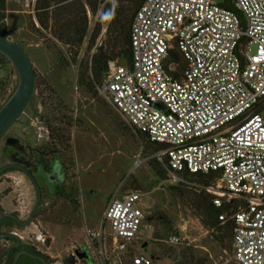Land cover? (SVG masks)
<instances>
[{
	"label": "built area",
	"instance_id": "built-area-1",
	"mask_svg": "<svg viewBox=\"0 0 264 264\" xmlns=\"http://www.w3.org/2000/svg\"><path fill=\"white\" fill-rule=\"evenodd\" d=\"M35 2L27 0L33 12ZM130 47L131 62H110L95 83L99 96L160 146L152 157L167 182L212 194L216 208L226 196L240 200L219 220L234 223L238 264H264V0H144ZM172 51L181 59L170 62ZM211 172L220 190L192 179ZM144 222L141 193L111 200L102 226L87 230L96 256L77 264H155L145 254L125 263L107 256V247L115 257L127 253ZM167 243L190 245L179 233Z\"/></svg>",
	"mask_w": 264,
	"mask_h": 264
},
{
	"label": "rangeland",
	"instance_id": "rangeland-1",
	"mask_svg": "<svg viewBox=\"0 0 264 264\" xmlns=\"http://www.w3.org/2000/svg\"><path fill=\"white\" fill-rule=\"evenodd\" d=\"M108 5L111 12L104 20ZM119 7L127 9L129 4L104 0L94 16L88 12V35L79 49L77 60L73 62L70 46L61 44L51 36L50 31L45 32L46 36L40 34L44 31L40 30L27 0H7L6 36L24 48L36 74L35 101L26 108L7 136L44 149L48 146L44 138L48 133L47 127L61 135V149L65 151L63 156L67 157L74 176L79 175L73 182L84 189V198L88 202L81 217L64 220L58 218L57 213L44 212L32 226L19 228L17 234L23 243L47 255L52 264H65V257L76 246H89L92 256H96L86 227L98 230L110 201L122 199L127 193L136 191L143 195L145 222L142 232L127 253L115 257L107 247V256L112 260L125 263L135 255L145 254L153 258L155 264H190L193 260L199 262L196 264H238L233 255L232 238L220 242L217 236L221 230L208 229L202 224L195 204V198L201 191L166 181L169 173L152 157L156 151L149 146L146 138L134 134L122 116L99 96L94 83L102 80L96 81L86 76L84 80L91 84L92 89L81 84L84 77L82 62L91 60L97 46L110 48L114 40L120 37L114 21ZM67 15L70 16L65 12L60 24L68 22L64 19ZM98 23H101L100 35L96 38L95 46L90 48ZM120 52L121 55L114 62L125 64L123 49ZM17 83L14 66L0 58L1 105L14 92ZM7 150L2 140L0 165L7 160ZM215 188L220 190L216 183ZM34 199V190L28 180H12L7 176L0 178V210L23 217ZM233 199L224 197L225 202ZM174 233L186 237L190 245L167 243ZM51 238L53 244L48 248L46 242L51 243ZM145 244L146 247H143ZM6 246L7 243L0 240V248ZM52 256L60 257L55 259Z\"/></svg>",
	"mask_w": 264,
	"mask_h": 264
},
{
	"label": "trees",
	"instance_id": "trees-1",
	"mask_svg": "<svg viewBox=\"0 0 264 264\" xmlns=\"http://www.w3.org/2000/svg\"><path fill=\"white\" fill-rule=\"evenodd\" d=\"M104 0H36L34 6V16L37 19L39 26L41 27L40 34L46 36L45 32H49L51 36L53 35L61 44L64 46H70L72 51V61L77 60L78 52L83 45L86 36L89 31V17L88 12L90 11L94 16L97 13L99 5ZM123 2H127L129 7L126 9L124 7H119L114 15L116 29L120 37L116 38L114 44L110 48L106 46H100L96 48L91 60L82 62L83 76L81 78V84L89 86L92 89L90 83H86L84 78L88 76L90 79L93 78L96 81H101L104 79L105 75L109 71V62L114 61L116 57L121 55L120 49H123L122 57L126 60V63H130L131 47H130V36L131 27L135 17L136 12L144 2V0H119V4L122 5ZM227 7H232L230 4H225ZM68 12L70 16L64 18L68 22L63 21L64 13ZM111 12V6L108 5L106 8L104 20H106ZM7 0H0V32L4 35L7 34ZM60 24V25H59ZM101 23L97 24L95 28L94 36L90 42V48L95 46L96 38L100 35ZM39 30V31H40ZM0 58L8 63L9 60L0 54ZM180 54L176 51H172L169 56V61L180 60ZM91 72V74H89ZM91 77H90V76ZM36 83V74H35ZM95 85V83H94ZM11 96V95H10ZM2 105L0 104V107ZM146 138V137H145ZM147 140V139H146ZM154 151H158L160 146L156 143L149 142ZM156 162L161 165V163L155 158ZM166 169V168H165ZM164 173L166 172L163 169ZM159 175H162L159 170L157 171ZM185 176H188L185 175ZM218 174L211 172L207 175L195 174L192 179L202 182L204 186H210L216 182L218 179ZM182 185V184H179ZM201 193L195 198L196 208L201 216L202 224L208 229L221 230L218 234V241L222 242L225 238H233L234 233V223L231 220H227L224 224H221L219 216L222 214L230 215L231 211H236L238 209V200L233 199L230 202H225L223 207L216 208L212 203L213 195L200 190ZM6 241H12V239L5 238ZM15 242V240H13ZM9 247L0 248V264H5L7 256L8 261L6 264H13L17 254L22 250H29L33 254H38L45 257L48 260V264H52V260L45 254L38 251L35 247L29 244H21L19 247L11 249L9 252ZM199 263L197 260H193L190 264ZM16 264H43L40 260L31 258L27 255H21Z\"/></svg>",
	"mask_w": 264,
	"mask_h": 264
},
{
	"label": "flooded vegetation",
	"instance_id": "flooded-vegetation-1",
	"mask_svg": "<svg viewBox=\"0 0 264 264\" xmlns=\"http://www.w3.org/2000/svg\"><path fill=\"white\" fill-rule=\"evenodd\" d=\"M34 97L35 96L33 94L29 105L35 101ZM9 130L2 139L4 140L5 144L6 139L8 137H11L7 136ZM47 132L48 133L44 138L47 139L48 146L44 149L32 147L30 143L25 144L18 138L17 139L21 144L20 150H17L14 146H9L6 144V148H8V150L6 152L7 160L4 164L15 163L26 168L35 178L37 184L39 185L40 191L37 190L31 177L20 168L6 169L1 173L0 178L2 176H7V178H10L12 180L15 178L28 180L34 190L35 195L34 203L28 209V211H26L25 216L22 217L14 213L21 218L22 223H18L11 217H3L0 219L1 234L13 233L18 235L17 231L19 228L32 226L35 221H38V219L44 212L47 214L57 213V217L64 220L71 217H81L83 215V210L88 203H86L87 199L84 198L86 196V192H84V189L82 187L76 186L75 182H73L77 180V178H79V175L77 174L76 176H74V174L70 171V165L68 163L67 157L63 156L65 155V151L61 149L63 138L61 137V135H57L50 127H47ZM16 173L19 174L16 175ZM90 193L92 194L91 191ZM46 208L48 210H46ZM2 213H4V211L0 210V214ZM59 213L62 214L60 215ZM31 218V223L27 224V222H29ZM39 228L40 227H38V230H40ZM88 229L90 228L86 227V232ZM4 239L5 238L0 237V240H3L7 243V247H10L15 243L13 242L14 239H12V241H6ZM89 240L92 244L91 248H93L95 252L94 247L96 246V241L91 240L90 238ZM48 242L49 241H47L46 243ZM21 244L25 243L21 241ZM76 248H79L81 251H86L89 255V260L94 257L91 254L89 246H76L73 247V249L65 257V264L78 263L77 261L79 260V258L75 254Z\"/></svg>",
	"mask_w": 264,
	"mask_h": 264
},
{
	"label": "water",
	"instance_id": "water-1",
	"mask_svg": "<svg viewBox=\"0 0 264 264\" xmlns=\"http://www.w3.org/2000/svg\"><path fill=\"white\" fill-rule=\"evenodd\" d=\"M0 54L6 57L9 62L14 66L18 75L17 87L7 101L0 107V142L3 139L7 131L17 122L21 115L25 112L28 107L35 90V69L33 62L24 50V48L17 42L10 39L8 36L0 32ZM6 144L9 146H14L17 150L21 149V144L17 138L8 137L6 139ZM10 168H20L24 170L33 180L38 191L39 185L37 184L33 175L23 166L15 163H7L0 166V175L6 169ZM34 216V215H33ZM3 217H11L18 223H22L19 216L11 212H4L0 214V219ZM33 218V217H32ZM32 218L27 222L31 223ZM1 238L14 239L15 243L9 247V252L12 248L19 247L21 245V238L13 233L1 234ZM49 245V242L47 243ZM145 244L143 247H146ZM75 254L79 259L89 260V255L86 251H81L79 248L75 249ZM21 255H27L31 258L40 260L43 264H48V260L38 254H33L29 250L20 251L13 264H16ZM9 254L6 259L8 261ZM5 263V264H6Z\"/></svg>",
	"mask_w": 264,
	"mask_h": 264
},
{
	"label": "crops",
	"instance_id": "crops-1",
	"mask_svg": "<svg viewBox=\"0 0 264 264\" xmlns=\"http://www.w3.org/2000/svg\"><path fill=\"white\" fill-rule=\"evenodd\" d=\"M51 239H52V241H51V243H49L48 248L52 247L53 238H51ZM58 257H60V256H52V258H55V259H57Z\"/></svg>",
	"mask_w": 264,
	"mask_h": 264
}]
</instances>
